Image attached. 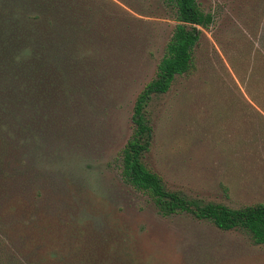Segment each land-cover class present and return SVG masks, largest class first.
<instances>
[{
    "label": "rangeland",
    "instance_id": "obj_1",
    "mask_svg": "<svg viewBox=\"0 0 264 264\" xmlns=\"http://www.w3.org/2000/svg\"><path fill=\"white\" fill-rule=\"evenodd\" d=\"M196 3L212 22L198 27L192 71L151 96L142 161L198 204H264V0ZM6 11L0 62L24 70L35 54L39 65L26 79L36 94L0 92V264H61L57 252L99 264H264L248 234L162 216L122 179L136 97L176 25L169 4L0 0ZM10 80L0 74V88Z\"/></svg>",
    "mask_w": 264,
    "mask_h": 264
},
{
    "label": "trees",
    "instance_id": "obj_2",
    "mask_svg": "<svg viewBox=\"0 0 264 264\" xmlns=\"http://www.w3.org/2000/svg\"><path fill=\"white\" fill-rule=\"evenodd\" d=\"M164 1L174 9L176 25L157 66L155 78L136 97L131 117L133 131L121 152L122 179L133 189L147 195L162 216L188 213L198 220L211 223L221 231H242L249 235L255 245H264V204L255 203L239 209L212 202L198 204L168 191L161 178L142 161L151 145L152 129L146 118V107L151 96L167 93L176 76L188 75L192 71V53L201 34L198 27L205 29L212 22L211 16L199 9L196 0ZM11 12L2 14L0 22H7L9 16L13 17ZM34 55L29 57L28 66L32 65L24 70L21 62L3 58L0 62V74L3 79L9 77L11 80L4 83L3 89L0 88L1 93H6L9 89L23 97L37 93L33 82L26 80L31 77L33 81L32 75L39 65V62H34ZM27 69L30 75L26 73ZM55 256L61 264H99L92 255L79 259L76 252L75 255L72 252H57Z\"/></svg>",
    "mask_w": 264,
    "mask_h": 264
}]
</instances>
